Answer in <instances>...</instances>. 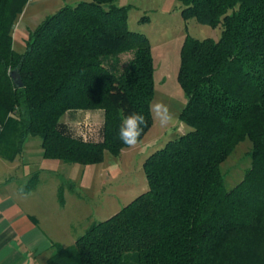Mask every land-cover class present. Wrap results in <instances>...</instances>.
<instances>
[{
  "label": "trees",
  "instance_id": "1",
  "mask_svg": "<svg viewBox=\"0 0 264 264\" xmlns=\"http://www.w3.org/2000/svg\"><path fill=\"white\" fill-rule=\"evenodd\" d=\"M28 1L0 0V158L14 161L29 137L48 160L92 166L105 152L118 157L129 147L118 135L125 115L145 117L139 142L152 126L153 58L149 40L128 30L130 6L65 5L17 53L12 30ZM177 1L183 20L222 27L217 41L186 35L180 48L178 119L189 130L145 159L144 193L73 246L56 244L48 264H264V0ZM97 111L95 129L61 121ZM244 140L250 166L227 191L220 165ZM57 199L63 206L61 187Z\"/></svg>",
  "mask_w": 264,
  "mask_h": 264
},
{
  "label": "rangeland",
  "instance_id": "2",
  "mask_svg": "<svg viewBox=\"0 0 264 264\" xmlns=\"http://www.w3.org/2000/svg\"><path fill=\"white\" fill-rule=\"evenodd\" d=\"M89 1L29 0L12 30L13 50L23 53L28 33L47 16L65 5L75 6L79 2ZM113 4L117 7L130 6L128 30L142 34L149 40L154 65V96L151 105L157 102L166 104L175 120L169 126L161 127L151 113L152 126L140 142L134 147L123 149L118 157L105 152L102 163L92 166L44 159L40 140L36 137L28 138L20 155L25 172L30 174L24 185L38 173V197L35 203L40 206V219L44 223H51L53 219V228L60 238H78L92 223L106 220L147 190L142 170L145 159L164 147L166 142L189 130L178 119L186 103V97L177 82L179 52L183 40L189 35L197 40L217 41L222 32L221 26L211 28L194 19L183 20L180 16L181 4L177 0H114ZM142 18L146 20L141 21ZM130 57L131 54L122 55L121 65ZM61 121L71 125L84 123L95 129L102 123V113L75 112L65 115ZM250 150V142L244 140L220 165L227 191L242 179L245 170L249 168ZM59 187L65 203L61 210L56 198Z\"/></svg>",
  "mask_w": 264,
  "mask_h": 264
},
{
  "label": "crops",
  "instance_id": "3",
  "mask_svg": "<svg viewBox=\"0 0 264 264\" xmlns=\"http://www.w3.org/2000/svg\"><path fill=\"white\" fill-rule=\"evenodd\" d=\"M29 176L20 155L12 162L0 158V264H48L56 244L67 248L76 240L58 237L53 219L41 221L40 206L35 203L38 187L23 190ZM57 204L64 209L65 203L61 206L57 199Z\"/></svg>",
  "mask_w": 264,
  "mask_h": 264
},
{
  "label": "clouds",
  "instance_id": "4",
  "mask_svg": "<svg viewBox=\"0 0 264 264\" xmlns=\"http://www.w3.org/2000/svg\"><path fill=\"white\" fill-rule=\"evenodd\" d=\"M150 111L161 127H167L175 120L166 104L157 102L150 106ZM146 125L145 117L142 114L129 112L122 119L119 126V139L123 144L134 147L142 134L143 127Z\"/></svg>",
  "mask_w": 264,
  "mask_h": 264
}]
</instances>
